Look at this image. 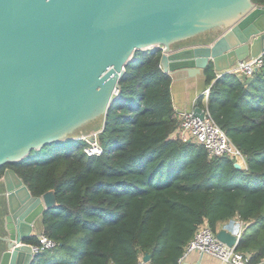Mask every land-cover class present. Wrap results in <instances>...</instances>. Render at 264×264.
<instances>
[{
	"label": "trees",
	"instance_id": "obj_1",
	"mask_svg": "<svg viewBox=\"0 0 264 264\" xmlns=\"http://www.w3.org/2000/svg\"><path fill=\"white\" fill-rule=\"evenodd\" d=\"M162 55L137 50L127 64L100 132L103 153L88 155L76 138L0 168V177L14 168L33 195L56 191L44 223L59 244L33 264H137L146 253L152 264H178L200 223L216 230L235 215L252 222L238 249L252 264L264 259V66L253 76L206 70L208 108L247 158L238 169L231 157L211 158L205 145L182 138Z\"/></svg>",
	"mask_w": 264,
	"mask_h": 264
},
{
	"label": "water",
	"instance_id": "obj_2",
	"mask_svg": "<svg viewBox=\"0 0 264 264\" xmlns=\"http://www.w3.org/2000/svg\"><path fill=\"white\" fill-rule=\"evenodd\" d=\"M205 32L215 35L186 42ZM158 48L165 72L195 77L213 65L223 73L237 60L264 52V4L0 0V168L33 150L87 135L90 128L103 130L135 52ZM194 112L204 115L200 105ZM0 205V264H33L38 254L28 240L45 232V212L58 205L56 191L33 195L8 167L0 177ZM217 236L229 245L236 240L226 228Z\"/></svg>",
	"mask_w": 264,
	"mask_h": 264
},
{
	"label": "built area",
	"instance_id": "obj_3",
	"mask_svg": "<svg viewBox=\"0 0 264 264\" xmlns=\"http://www.w3.org/2000/svg\"><path fill=\"white\" fill-rule=\"evenodd\" d=\"M264 66V52L256 56H249L243 60H237L236 63L223 71V73H236L239 76H253L258 70ZM221 73H217L222 75ZM206 96H209L210 88L205 91ZM203 117L195 114L194 109L178 112L180 120L179 128L181 136L184 140H193L205 145L209 156H229L234 162L242 165V168H247V158L245 153L231 139L224 128L214 119L208 105L202 106ZM97 129L78 137L85 140V152L88 155L101 154L104 152L103 144L100 141V132ZM88 142V143H87ZM249 221L235 215L226 229L231 231L235 237V243L229 245L218 238L217 231L205 219L200 223L193 237L184 246L182 255L178 259V264H183L185 258L193 251L201 254L207 253L213 255L220 260L232 264H252L251 254L238 249L240 239L243 237ZM33 254H40L46 251H51L58 246V241L46 234L45 232L37 236L35 242H29ZM113 264V263H110ZM137 264H152L151 260H145L142 255Z\"/></svg>",
	"mask_w": 264,
	"mask_h": 264
},
{
	"label": "crops",
	"instance_id": "obj_4",
	"mask_svg": "<svg viewBox=\"0 0 264 264\" xmlns=\"http://www.w3.org/2000/svg\"><path fill=\"white\" fill-rule=\"evenodd\" d=\"M171 74V73H170ZM172 76V97L176 116L178 112L184 110H192L195 106H205L208 103L206 96V89L211 88L207 83L206 71L201 72L195 77H190L186 72L171 74ZM203 96V104L198 102L199 98ZM179 119V117H178ZM232 221V218L218 222L216 231L226 228ZM251 224L252 222L249 221ZM249 224V225H250ZM183 264H232L224 262L219 258L204 253L193 251L186 258Z\"/></svg>",
	"mask_w": 264,
	"mask_h": 264
},
{
	"label": "flooded vegetation",
	"instance_id": "obj_5",
	"mask_svg": "<svg viewBox=\"0 0 264 264\" xmlns=\"http://www.w3.org/2000/svg\"><path fill=\"white\" fill-rule=\"evenodd\" d=\"M3 204V201H2ZM4 205V204H3ZM2 205V206H3ZM0 205V210H1V216H0V233H4V225H3V207Z\"/></svg>",
	"mask_w": 264,
	"mask_h": 264
},
{
	"label": "rangeland",
	"instance_id": "obj_6",
	"mask_svg": "<svg viewBox=\"0 0 264 264\" xmlns=\"http://www.w3.org/2000/svg\"><path fill=\"white\" fill-rule=\"evenodd\" d=\"M93 129H94V128H90V129H88V130H87V131H88L87 134H88V133H91ZM80 136H82V135H80ZM80 136H79V137H80ZM73 140H78V139L73 138V139L65 140V141H63V142L66 143V144H68L69 141H73ZM87 143H88V142H87ZM49 152H51V151H49Z\"/></svg>",
	"mask_w": 264,
	"mask_h": 264
}]
</instances>
